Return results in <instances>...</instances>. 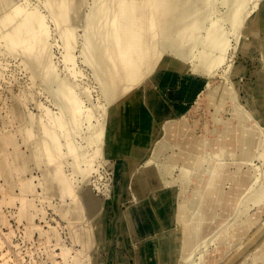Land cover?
<instances>
[{
	"label": "bare ground",
	"instance_id": "6f19581e",
	"mask_svg": "<svg viewBox=\"0 0 264 264\" xmlns=\"http://www.w3.org/2000/svg\"><path fill=\"white\" fill-rule=\"evenodd\" d=\"M218 1H222L227 9L222 13V18L216 20L228 23L227 32L221 29L222 22L215 27L212 23L214 19L210 21V17H214L210 13L216 5L215 0H93L87 6L86 0H38V4H43L49 11L48 15L52 14L51 19L63 47L64 67L72 77L66 73V76L59 75L56 70L58 61L53 64L52 43L49 42L52 32L49 34L46 18L38 11L36 3L34 7H24L18 0H0V42H4L5 52L10 57L20 58V64L30 71L31 80L39 81L57 110L51 113L48 108H43L48 125H42L39 121L37 123L40 116L35 121L39 126L41 123L43 127L39 128L46 134L44 137L48 136L45 138L51 145L37 132L39 140L32 139L29 142L26 138H31L30 132H33L26 129L30 115H26L25 108L21 106L23 100L11 95L6 114L12 118L7 124L3 121L6 126L0 137V155H3L0 157V176L8 185L14 184L30 173L33 164L42 165L45 162L41 154L42 149L44 152L47 150L45 153L49 154L50 163L46 162L51 164L54 161L55 166L42 171L43 197L60 198L61 203L56 209L72 225L70 228H75V241L78 240L84 254L90 252L92 247L101 245L111 235L117 234L123 240L135 236L141 221L149 215V226L142 227L138 234L136 263L144 264L139 261L148 250L152 253L153 264L247 263L251 249L247 240L256 223L255 214H251L252 209L264 206V71L252 85L254 96L247 99L244 105L235 103L237 97L232 86L209 90L207 95L216 113L222 109L225 100H230L233 107L232 117L221 120V132L214 139L189 129L185 117L186 104L167 105L159 93L160 89L176 84V98L184 96L189 101L194 85L190 77L183 74L187 63L193 74L205 77L200 78L196 86L207 83L206 78L210 79L216 73L215 69L224 63L228 42L230 44L229 32H236L240 37L243 29L242 26L240 29V25L245 21L244 17L246 19L249 15L246 12L245 16L244 10L249 0ZM78 27H82L80 35L77 33ZM76 48L83 56V64L92 67L94 81L98 82L103 100L99 109L102 114H98V118L102 115L101 119L97 120L96 117L97 124L87 127L88 131H85L82 140L85 141L84 147L75 138L78 133L84 132L79 130L83 129L82 125L84 127L83 119L90 120L91 114H87V107L84 109L83 98L89 100L91 97L88 94L90 89L87 92L86 86L79 87L76 78L73 79L76 77L74 69L68 67L75 66ZM5 76L1 79L5 80ZM136 89L142 90L143 94L135 96ZM21 91L26 92L23 89ZM23 96L25 99L26 96ZM255 97L258 99L257 106L252 105ZM87 103L91 105L90 100ZM41 105L40 102L38 106ZM31 119L34 121L35 117ZM251 120L254 122L251 123ZM213 121L219 120L214 116ZM13 123L16 127L10 125ZM51 124L55 127L52 125L50 128ZM60 136L65 137L64 144ZM19 137H26L24 140L29 144L27 152L19 150ZM62 146H66L67 151L75 153L78 158H85L86 153L92 150L93 155L101 157L104 163H109L111 158L116 161L118 179L114 191L118 195L126 192L129 206L124 211L115 212V218L109 225L104 223L105 215L97 200L92 197V193L89 194L92 182L90 184L87 177L90 172L86 173L92 168H81L82 161H79V167L74 164L70 167L75 172L79 170L75 174L82 175V181L85 180L83 184L88 186L86 190L84 187L74 189L71 178L60 172L65 163L60 158V163L56 162V159L59 153L61 158L64 155L61 156ZM5 149L9 150L7 154H3ZM90 152L88 154L92 155ZM228 158L233 163L227 162ZM255 158L261 160L263 172H260L262 174L257 187L253 188L252 171L243 166H248ZM89 160L86 159L84 165H88ZM98 164L97 167L100 166ZM231 165L234 166L233 171ZM176 169L177 174L174 171ZM18 182H22V186L30 183L28 179ZM18 182H15V186ZM227 184L230 185L228 190L225 188ZM169 189L172 193L165 197L164 193ZM68 196H77L76 202L62 207L63 199ZM21 203L20 212L30 219L26 200ZM150 231L155 237H150ZM151 243L153 247L150 250ZM195 252L199 255L198 261L193 259ZM126 261L116 258L115 264H127ZM249 261L251 264H264V242ZM77 262L75 260L72 264Z\"/></svg>",
	"mask_w": 264,
	"mask_h": 264
},
{
	"label": "rangeland",
	"instance_id": "374dc122",
	"mask_svg": "<svg viewBox=\"0 0 264 264\" xmlns=\"http://www.w3.org/2000/svg\"><path fill=\"white\" fill-rule=\"evenodd\" d=\"M18 1L24 7H30V6L34 7V5L36 3L37 9L39 8L38 11L39 12L41 11L40 13L42 15H44L46 18L47 25L50 28V29L48 28V31H50L49 34L51 32L53 34V36H52V34L49 35V42L52 43L51 51H52L53 55L55 56V57L52 56L53 64H57V61H58V64L56 66L59 68H57L56 66L55 67H56V70L59 73V75L66 76V75H64L66 73L67 76H70L71 74H69L68 70H65V67H64L63 57H62L63 53H64L63 49H62L63 47H62L61 41L58 38V35L56 33L57 30L54 27L55 25L53 24V21L51 19L52 14L50 13V15H48L49 11L47 9H45V6L43 4H41V3L38 4V0H29V1L28 0H25V1L24 0H18ZM92 1L93 0H86V6L89 5L90 2H92ZM215 2H216L215 3L216 5L214 4L215 6L210 13V15L214 16V17L209 16L211 18L210 21L212 22L214 19V22H212V23H214L215 27H217L216 26L217 23L222 22L220 24L221 25L223 24L224 26L222 25V27H221V25H220V27L223 30L226 29L225 31L227 32V30L229 29L228 23L226 22V24H225L221 19H218L219 21L216 20L217 18H220V17L222 18V16H223L222 13L225 12L227 8L222 3V1L215 0ZM258 2H257V0H249V3H246L247 6L245 4V8H244L245 13L247 12V13H249V15L246 19L244 17L243 20H245L244 21L245 23L242 22V24L240 25V29H242V27H243V29L240 31V37L238 36L239 34H237L236 32H235V34L233 32H229V34L231 33L230 35H228V40H230V44L228 42L229 48H228V50L226 52L227 54L224 58L225 61L223 60L224 63H222L221 65H219L218 68L215 69L216 73H214V75L210 79L206 78L207 83H205L203 85L198 84V86H196L197 85L196 83L198 81H200V78H205V77H201V76H198L196 74H193V72L189 69L190 64L187 63V66L183 70V74L188 75L190 77V79H189L190 82L193 83V85H194L193 93L190 97L191 99L189 100V98H188L189 101H187L186 100L187 98L184 96L180 99L176 98V96H175V91L177 90L176 84L168 85L167 87H165L164 89H160V91H159L160 95H162V97L164 98L167 105H171V106L173 104H182V105L186 104L187 105V110L185 113L186 114V116H185L186 121L188 123L189 129L194 130L198 135H206L208 137V139L216 138L218 135L217 133L221 132V128H222L221 120L231 118L233 115V107H232L230 100H225L223 103L224 106L222 107L221 110H219L220 112L219 111L217 113L215 112V108L213 107V103L210 101V98H208V95H207L209 93V90L214 91V90L220 89L221 87L224 88L225 86H228V85L232 86L236 92V97H237V101H238V102L236 101L235 103L238 104L239 106L246 104L247 99L249 100L254 96L253 92L251 91L252 85L255 81H257L259 75H261V73H263V71H264V0H258ZM217 4H218V7H217ZM40 6L42 9L40 8ZM216 7H217V12H216ZM224 8H225V10H224ZM212 12L214 13V15ZM247 13L245 14V16L247 15ZM46 15H48V16H46ZM217 25L219 26V24H217ZM81 28L82 27L77 28V33L79 35L82 34ZM235 36H237V37L235 38ZM53 37L55 38V40ZM236 39H237V41H236ZM1 42H0V55H1L0 56V59H1L0 62L3 61V63H1L2 66L0 65V68H1V70H0L1 71L0 72L1 73V76H0V86L1 87L0 88L2 89V90L0 89V137L3 135L2 133L5 130L4 126H6L7 121L10 118H12V116L10 114H6V111H8V107H9V104L11 101L10 97L12 95L14 97L16 96L18 98V100H21V101L23 100L22 102L20 101L21 106L26 109V110L23 109L24 112L26 113V115H28V114L30 115V117L27 118L29 122L27 124L26 129L29 128L30 129L29 131L35 132V133L30 132L33 137L30 135L31 138L24 137V139L26 138V139H28L29 142H31L30 140H32V139H33L32 141H34L35 139L39 140L38 136L40 135V137L46 143H49L50 141L47 139L48 136H45V137H47V138H45L43 135H46V134H44V132L42 131V128H39V127L40 126L43 127L42 125H44V124L48 125V124H46L47 115L43 112V110L45 108L46 109L48 108L51 113H56V111H57L56 107H55L54 103L52 102V100L50 102L49 99H51V97L48 95V93L45 92L44 89L42 90L43 86L40 87L39 81L34 80V82H33V80H31L32 78L30 77V75H31L30 71L26 67H24V65L22 63L20 64V61H21L20 58L18 59V57L15 58L11 55V57H12V59H11L10 54H7L5 52V49H4L5 46H3L4 42L2 40H1ZM59 47L61 48V50ZM3 49H4V52H3ZM2 52H3V54H2ZM2 55H4V57ZM74 56H75V66L73 65L74 68H71V65H70L71 63L69 64L70 66H68V67L72 70L74 69L73 71L76 73V77H74L73 79L76 78L75 82L77 84H79V87H81V88L87 87V92L90 89V92H88V94L90 95L89 97H91L92 100H91V98L89 100L91 102V105H94V107L91 106L90 103H87V101L89 102V100H87L86 98H83L84 109L87 107V109L89 110L87 112V114L88 113L91 114L90 120L83 119V121L86 124L81 122V124L82 123L84 124L85 130H84V127L82 125L81 128H83V129H79V130H80V132L81 131L82 132L84 131V132L78 133V134H79V136H82L83 138H81V137L79 138L78 134L75 138V139H77L76 141H78L77 142L78 144L81 143V145H83L85 141H82V140H84V137H85L84 134H86L88 131L87 127L97 124L98 121L97 122L95 121L96 117H97V120L101 119L102 115L100 116V118H98L99 117L98 114H102L99 109L101 107L100 105L103 104V100L101 98V94L99 93L100 89L98 87L99 86L98 82H96V80L94 81V77H93L94 75H93V72L91 70L92 67L89 66L88 64H83V63H85V61H83V56H81L79 54L78 48H76L74 50ZM15 59H17V60H15ZM61 59H62V61H61ZM76 60H77V62H76ZM5 63H8L9 65L5 64ZM73 63H74V61L72 62V64ZM6 65H8V67ZM85 66H87V67H85ZM3 67H5V68H3ZM15 69H16V71H15ZM75 69H76V71H75ZM79 69H80V71H79ZM226 69H227V71H226ZM60 70L63 73L62 72L60 73ZM233 70H234V72H233ZM26 72H27V74L28 73L29 74L27 75ZM87 73L88 74L90 73L89 74L90 77L88 76ZM4 75H6L5 80H3ZM226 75H228L230 77V79L228 76L226 77ZM26 76L28 79H30L29 80L30 82L28 81ZM71 76L73 77V75H71ZM2 77H3V79H1ZM79 77H81V78H79ZM8 79H10V80H8ZM225 79H227V80H225ZM90 81H92V82H90ZM80 82H81V84H80ZM83 82L84 83L87 82V83H85L87 85H84ZM21 83L25 87H27V88L29 87L31 90L25 88ZM29 83L30 84L32 83V84L29 85ZM90 83H91V85L89 87ZM33 84H34V86H33ZM19 85H20V89H19ZM94 85H95V87H94ZM38 87H39V89H38ZM93 87H94V89H93ZM81 88H79V89H81ZM22 89L26 92H22L21 91ZM35 90H37L36 91L37 93L36 92L34 93ZM6 92H7V94H6ZM20 92H22L21 95H20ZM134 92H135V96L136 95L139 96V95L143 94L142 90H140V89H136ZM25 93H27V94L30 93V96H29V94L27 96V94H25ZM23 94L28 98L26 99V97H25V99H24ZM36 94H38V95H36ZM22 96H23V99H22ZM33 96H35V97H33ZM29 97H30V99H29ZM99 99L101 101H98ZM27 100L28 101L31 100L30 104ZM48 101H49V103H48ZM26 102H28V103H26ZM40 102L42 105L39 107L38 105H40ZM257 102H258V99H257V97H255L252 100V105L257 106L258 105ZM23 103L24 104L26 103V105H24ZM44 104H45V106H44ZM53 105H54V107H53ZM92 107L93 108L97 107L98 109H93ZM53 108H54V110H53ZM51 109H52V111H51ZM90 109L92 110V112ZM40 110H42V112ZM94 110L97 112V114H95ZM26 111H29V112L27 113ZM41 114L43 117L41 116ZM38 116H40L41 119L42 118H44V119H42V121H41V119L40 120L38 119L39 118ZM214 116L216 118H218L219 121L214 122L213 121ZM31 117L32 118L35 117V119H33L34 121H32ZM92 117H94V118H92ZM36 119H38L37 123L39 121L42 123V125H41V123H39L40 126L37 125V123L35 122ZM91 119H93V120H91ZM3 121L6 122L5 125L3 124ZM89 121H91V125H90ZM31 122H32V124H31ZM250 122L253 123L254 121L251 120ZM15 123L10 124V125H14L16 127ZM32 125H34V127H32ZM52 125H53V127H55L54 124L49 125V127L52 128ZM210 130H211V132H210ZM26 131H28V130H26ZM29 131H28V133H29ZM85 131H86V133H85ZM207 131H209V132L207 133ZM36 132L39 135H36ZM32 133L35 135H33ZM34 136H35V138H34ZM41 138H40V140H41ZM60 138H62L61 141L64 144L65 143V137L60 136L59 139ZM24 139H22L21 137L18 138L19 150L22 152H27V150H28L27 147L29 146V144L27 145L28 142H26L27 140L25 141ZM46 139H47V141H46ZM56 139L58 142L59 140L57 137H56ZM43 140H41V141L43 142ZM49 144L51 145V143H49ZM84 146H85V144L83 145V147ZM42 150L43 151H42L41 155H42V157L44 156V158H42V159H43V161H45L43 163H46V164H43L42 161H40L42 163V165H40L39 163L38 164L40 166L36 163L32 165L30 173H28L26 175V177L21 178L23 180L28 179L30 181V183H28L27 185L22 186V182H18L21 179L18 181H15V182H18L16 186H15V182H14V184L8 185L3 180L4 178L2 176H0V264H72L75 260H78L77 264H115L116 258H118V259L122 258V259L127 260L126 261L127 264H140V263H136V261H135L137 248H139L138 234L140 233L142 227L149 226V224H150L149 215H147V218L145 220L141 221L140 227H138L136 232H135V236H133L131 238H129V236H128L126 240H123L117 234H114L113 236L111 235V236L105 238V240H103L101 245L98 244V246L92 247L90 249V252L88 251V252H86V254H84L81 251V248H80L81 246H80V243L78 242V240H77V242L75 241V238H76L75 237L76 233L74 231L75 228H70L72 225L68 224L67 220L64 219L56 209V207L61 203L60 198L52 197L51 199L50 198L46 199L43 197V189H42V185H41L42 171H44L43 169L49 170L50 168H53L55 166V162L51 161V164H47V162L50 163L49 158H48L49 154L45 153L47 150L45 152H44V149H42ZM60 150L62 151L61 156L63 154L64 155L61 158L60 153H59V155H57L59 157H57L58 159H56V162L61 159V161L63 163L67 164L66 166L68 168L65 166V164H63V166H62V162H61L62 168H60V169L62 171H60V172H62L64 175L67 174L66 176L69 179L71 178L70 180H72V181L74 180L73 183L71 181V184L73 185V187H75L74 189L77 190L80 187L83 189V187H84V190H86L85 188H88V186L83 184L85 180L82 181V179H81L82 175L81 174H79L78 176L76 175L79 170H76V172H75L73 167H72V169L70 168L72 166V164H74L75 166L78 165V167H79L80 162L82 161L83 163L81 162L82 164L80 165V167L82 166L81 168H85L86 166H89L88 168L93 169V170L89 169L90 171L87 170V173H86V174H88L90 172V174H88L87 177H89L88 181L90 182V184L92 182V184L90 186L91 190H90L89 194L92 193L93 194L92 197H95V199L97 200V202L99 204V208H101L103 214L105 215L104 223L106 225H109L111 223V221H113V219L115 218V212L124 211L129 206V200L127 199L129 196L127 197L126 192H121L118 195V192L114 191V188L116 187L115 183H117V179H118L117 174H116V170H115L116 169V165H115L116 161L114 160V158H111L109 163H106V162L104 163V161L102 160L101 157L99 158L98 155L97 156L93 155L92 150H90L91 152L88 151L86 153L87 157L85 156V158H83V157L78 158V156L75 155V153L70 154L67 151L66 146H64V147L62 146L60 148ZM8 152H9V150L5 149L3 154H7ZM89 152L93 156L88 154ZM65 153L67 155H69V154L70 155L65 156ZM1 155H0V157H1ZM74 155L76 156V160L78 162L80 161L79 163H77V161L75 160ZM67 157H68V159H67ZM95 157H97V160ZM86 159H90L88 162V165H86V164L84 165ZM92 159H93V164H92ZM215 159H218V158H215ZM72 160H74L75 162ZM259 160L260 159L255 158L252 161L253 164L250 163L248 166H243L244 169L249 167V169L252 171V174H253L252 177H254V180L251 182V186L253 188L257 187V185H258L257 182L260 178V174H262L260 172H263L262 166H261V160L260 161ZM100 161L102 162V164ZM226 161L229 163H233L232 162L233 160H230L229 158ZM90 162L92 165L90 164ZM94 162H96L97 164L100 163V164H98V166L99 165L100 166L97 167V164ZM52 163H54V164H52ZM59 163H60V161H59ZM43 165L44 166L47 165L46 168L48 166L49 167L46 169ZM257 166H258V168H257ZM94 168L95 169L97 168L98 171L94 170ZM230 169L233 171L234 166L231 165ZM71 170H73V171H71ZM259 170H261V171H259ZM174 171L176 172V173L174 172L175 174L178 173L177 169ZM69 173L71 176L69 175ZM72 178H74V179H72ZM75 181H78V182H75ZM79 181H82V182H79ZM93 182H94V184H93ZM229 186H230L229 184H227L225 186L226 190L229 189ZM171 193H172V190L169 189V190H167L166 193H164V196L167 197V195L171 194ZM188 196H189V193H188ZM97 198H99L100 200ZM22 200H26L25 204H26L27 208H29V211L31 213V215H29V216H31L30 219L25 217L24 214H22L20 212V206L22 205V203H21ZM63 200H64V202L61 204L62 207L64 205H70V204L76 202L77 196H75V197L68 196ZM251 214H255L254 218L256 219V223L252 227V233L249 234V237L247 240L249 242V245L251 248L249 250L248 254H250L251 259H252L254 257L256 249L259 247V245L262 242H264V206H262L261 209H258L257 207H253ZM149 234H150V237H152V238L155 237V234L152 231H150ZM125 241H126V243H125ZM152 247H153V244L151 243L149 245V249L151 250ZM211 249H212V247L210 248V250ZM87 254H89V255H87ZM193 256H194L193 257L194 261H198L199 255L197 254V252H195V254H193ZM250 256H248V257L250 258ZM248 257H247V263L246 264H251ZM87 260H89V261H87ZM139 262H142L144 264H153V257H152L151 251L148 250L147 252H145V255L141 257ZM255 264H262V263L257 262Z\"/></svg>",
	"mask_w": 264,
	"mask_h": 264
}]
</instances>
